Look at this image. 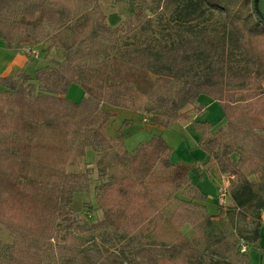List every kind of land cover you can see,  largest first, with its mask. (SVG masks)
Masks as SVG:
<instances>
[{"label":"trees","instance_id":"obj_1","mask_svg":"<svg viewBox=\"0 0 264 264\" xmlns=\"http://www.w3.org/2000/svg\"><path fill=\"white\" fill-rule=\"evenodd\" d=\"M98 1L82 0L89 4ZM163 4L165 12L183 20L200 16L207 9L217 10L224 15L229 35L208 40L203 50L194 49L186 39L159 52L148 44L123 58H107L100 67L79 62L101 52H84L75 49L77 40L54 37L47 49H61V62L36 68L33 74L20 70L14 75H0V225L13 234L10 242L0 240V264H74L71 257L52 260L56 248L52 239L84 242L103 229L115 228L133 232L128 245H139L160 229L164 220L178 231L191 224L194 239L181 235L178 249H168L169 256L156 257L155 261L200 264L204 252L198 245L205 241L206 252L216 257L212 264H253L248 250H240L241 240H246L239 241L225 223L213 221L214 214L206 205L208 196L193 181L192 168L172 162L173 147L161 133L131 151L125 134H108L114 113L107 105L134 110L142 103L155 125L168 129L177 122L193 123L208 163L221 175L232 177L229 198L234 209L255 211L257 223L246 243L248 249L250 243L259 249L264 264V247L260 246L264 198L259 197L256 178L250 179L260 173L259 181H264V160L258 161L264 153V134L256 131L264 107V11L260 0L261 13L255 0H164ZM142 9L131 17V28L145 18ZM63 16L49 0H0V39L8 48L17 43L34 48L31 44L43 38L45 25L63 24ZM100 20L98 30L118 35L124 32L123 27L105 26L104 13ZM147 24L152 25V20L147 19ZM97 36L93 32L92 37ZM156 59L164 61L156 63ZM73 84L84 92L79 101L68 97ZM240 90L246 92L254 111L248 118L234 119L231 109ZM202 95L223 105L228 120L225 137H218L208 120L191 117L192 113L202 114L203 106L197 104ZM191 105L194 108L187 109ZM39 126L61 131L74 141L79 139L85 148L119 147L131 175L109 176L105 168L99 169L94 193L102 219L83 220L71 207L75 194L89 189L91 168L52 171L47 180L31 177L32 145L19 135ZM256 139L262 142L260 150L255 148ZM178 193L185 198H178ZM171 199L178 203L167 216L163 205ZM58 248L64 250L66 246Z\"/></svg>","mask_w":264,"mask_h":264},{"label":"rangeland","instance_id":"obj_2","mask_svg":"<svg viewBox=\"0 0 264 264\" xmlns=\"http://www.w3.org/2000/svg\"><path fill=\"white\" fill-rule=\"evenodd\" d=\"M52 4L61 9L63 13V24H46L43 38L31 44L38 52L28 55L30 61L37 62L30 73H34V68H43L47 65L61 62L63 60L62 51L57 47L47 49L54 42V37L63 41L72 42L77 40V47L84 52H101L96 57L83 58L79 63H84L93 67H100L103 60L112 57L123 58L126 53L134 51L137 48L151 44L155 52L165 51L170 47L176 46L179 41L186 39L188 45L196 50H203L208 40L220 39L229 35L230 30L226 27L224 15L217 10L207 9L204 14L193 16L188 19H181L175 13L163 10L164 0H135L132 4L129 0L120 3H114L112 0H100L96 3H85L82 0H49ZM261 7V6H260ZM144 8V9H142ZM145 18L140 23L135 22V27L131 28L129 21L134 16L136 10H140ZM106 15L105 26L114 29L123 27L124 32L121 35L105 32L97 29L100 23V14ZM147 19L152 20V25L147 24ZM135 20V19H134ZM145 26L146 29H142ZM93 32L99 36L92 37ZM19 45V43H17ZM15 45V46H18ZM19 47V46H18ZM20 47H24L21 45ZM78 52L76 55H78ZM164 60L158 61L161 63ZM200 68V67H199ZM76 85V84H75ZM1 88V86H0ZM246 92L240 90L236 95L237 102L234 104L232 115L235 118H248L251 109V102L247 100ZM71 98V97H70ZM204 107H206L203 116L212 125H216L224 117V108L218 101L210 102L207 95L201 96ZM211 99V98H210ZM74 100V99H73ZM214 101V100H213ZM142 106L136 109H127L132 111V119H125L122 116L116 119V124L111 121L107 128L108 134L112 137L118 134H125L128 145H136L145 142L151 135L157 133L143 127L141 116L137 114L139 110L143 117H147L149 125L153 124L151 114L145 111ZM194 106H189L191 110ZM122 110L125 108H121ZM119 109V110H121ZM115 110V109H113ZM252 110V111H251ZM123 114V113H122ZM115 115V114H114ZM195 116L194 113L191 117ZM260 124L256 121V131L264 134V107L260 109ZM182 121V123H188ZM121 126L119 128V125ZM179 123V122H177ZM227 118L223 124L214 129L213 132L218 137H225L228 132ZM121 131V133H120ZM183 134L184 141L171 153L172 162L194 164L199 163L204 169L193 171L191 176L193 181L200 187L201 191L208 196L206 203L208 211L214 214L213 221L217 224L225 223L231 235H236L237 239H245L250 236L256 226L257 219L255 211L234 209V204L229 198L227 205H220L217 199V187L221 183L217 181L222 178L216 166L208 163L207 152L198 145L195 135L189 131ZM164 136V135H163ZM20 138L31 143V177L34 179L47 180L49 172L66 169L67 171L82 172L86 168L92 169V180L88 190L77 192L71 205L75 215L83 220L97 221L102 219L103 211L97 208L95 201L94 186L99 183V169L105 168L109 176H130V171L126 161L120 153L119 147L111 149L93 150L91 147H82L81 140L74 141L68 138L61 131L48 130L41 126L32 132L20 134ZM261 142V141H260ZM258 139L254 141L255 148L262 149ZM264 150V148L262 149ZM262 155V156H261ZM258 161L264 160V153H261ZM207 160V162H206ZM208 163V164H207ZM207 164V165H206ZM214 172V173H213ZM260 173L252 175L250 179L256 178V188L259 191V197L264 198V181L260 182ZM218 178H217V177ZM178 198H185L183 194L178 193ZM177 199H171L163 205V211L167 216L177 205ZM194 228L191 224H185L181 230H177L170 222L164 220L160 229L150 233L146 239L139 245H128L134 235L133 232H127L124 229H103L96 235L87 237L84 242L65 240L63 238L52 239L56 244L55 255L52 258L57 260L72 258L74 264H164L155 261L158 257H167L170 253L168 249H175L180 243L179 237L186 236L194 239ZM241 238V239H240ZM13 234L5 226L0 225V240L10 242ZM63 239V240H62ZM66 246L60 250L58 246ZM248 249L253 264H263L262 254L259 249ZM261 247H264V237L261 239ZM250 247V246H249ZM199 250H203L204 255L199 258L200 264H212L216 257L206 252V242L198 245ZM178 249V248H176ZM179 259H182L180 257Z\"/></svg>","mask_w":264,"mask_h":264},{"label":"crops","instance_id":"obj_3","mask_svg":"<svg viewBox=\"0 0 264 264\" xmlns=\"http://www.w3.org/2000/svg\"><path fill=\"white\" fill-rule=\"evenodd\" d=\"M260 5H261L262 10L264 11V0H260ZM26 48L27 47H25V46L24 47L15 46L13 48H8L5 45V43L0 39V75H2V76L14 75L20 70H29L30 71L33 67H36L35 65H37V62L29 60L28 55L26 53ZM34 69H36V68H34ZM1 90H2V87L0 88V91ZM83 95H84V92H83L81 87H79L78 85H75V84L71 85L69 92H68L69 98L71 97V99H74L75 101H79ZM201 99L202 98L199 99L197 104H201L203 106V112L201 115L193 116L192 118L194 120H206V118L203 117L205 115L206 107H204L205 105H203V101H201ZM209 101L210 102H208V103L215 102V101L211 100L210 98H209ZM106 107L111 112H113L115 114L113 116V123H115V124H116L115 120L118 118L120 119L122 116H124V120L125 119H130V120L132 119V111H130V110H127V109L122 110L121 108H117V107H113V106H109V105H107ZM113 109H115V110H113ZM119 109H121V110H119ZM137 114L139 115V117L141 116V118H142L141 122L143 123L144 128L149 129V130L154 131V132H157V133H161L162 135H164V138L167 140V142L169 144H171L174 147V149L177 148L184 141L183 134L186 136L185 131H189V130L191 133H193V135L196 136L195 139H197L198 145L200 144L201 135L194 130L193 123H191V122L175 123V125L173 127L166 129V128L161 127L160 125H155V124L149 125L148 123H146L148 121L147 117H143L139 110L137 111ZM224 119L225 118L223 117L219 121V123H217L216 125H213V130L219 128L223 124ZM120 126H121V123L119 125V128H120ZM120 133H121V131H120ZM125 138H126V136H125ZM125 142H126V139H125ZM139 144L140 143H137L136 145L131 146V145H128L126 143L128 149L130 151L133 150L134 148H136ZM208 159H209V157H208ZM206 162H207V160H206ZM174 163H177V162H174ZM178 164L186 165L185 163H178ZM198 164L199 163L195 162L194 164H187L186 166L192 168L193 171L199 170L197 168V166L200 167V170L204 169L201 165H198ZM220 179L221 178L219 177V179L217 181H220ZM260 233H261V239H262V237H264V208L261 211ZM260 243H261V241H260Z\"/></svg>","mask_w":264,"mask_h":264},{"label":"built area","instance_id":"obj_4","mask_svg":"<svg viewBox=\"0 0 264 264\" xmlns=\"http://www.w3.org/2000/svg\"><path fill=\"white\" fill-rule=\"evenodd\" d=\"M38 51L35 48H26L27 55H32L37 53ZM232 177L226 174L222 175L221 183L217 187V199L220 205H227V200L229 199V189H230V181ZM241 252H246L248 250L247 243L244 240H241L240 245Z\"/></svg>","mask_w":264,"mask_h":264},{"label":"water","instance_id":"obj_5","mask_svg":"<svg viewBox=\"0 0 264 264\" xmlns=\"http://www.w3.org/2000/svg\"><path fill=\"white\" fill-rule=\"evenodd\" d=\"M255 7L258 10L259 13H261L260 7H259V0H255Z\"/></svg>","mask_w":264,"mask_h":264}]
</instances>
